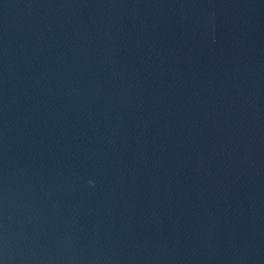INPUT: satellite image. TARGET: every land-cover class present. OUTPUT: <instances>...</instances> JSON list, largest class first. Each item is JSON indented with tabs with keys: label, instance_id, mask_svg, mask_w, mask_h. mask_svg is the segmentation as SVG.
I'll return each instance as SVG.
<instances>
[{
	"label": "water",
	"instance_id": "1",
	"mask_svg": "<svg viewBox=\"0 0 264 264\" xmlns=\"http://www.w3.org/2000/svg\"><path fill=\"white\" fill-rule=\"evenodd\" d=\"M0 264H264V0H0Z\"/></svg>",
	"mask_w": 264,
	"mask_h": 264
}]
</instances>
